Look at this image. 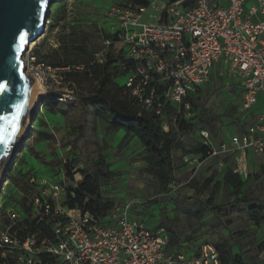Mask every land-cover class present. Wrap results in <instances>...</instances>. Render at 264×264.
I'll return each instance as SVG.
<instances>
[{
  "label": "built area",
  "instance_id": "obj_1",
  "mask_svg": "<svg viewBox=\"0 0 264 264\" xmlns=\"http://www.w3.org/2000/svg\"><path fill=\"white\" fill-rule=\"evenodd\" d=\"M148 2V7L112 9L107 14L116 20L118 29L106 34L105 48L95 58L103 63L111 46L125 48V94L161 117L164 127L168 105L183 108L178 115L188 121L194 116L188 99L210 82L214 67L220 66L243 90L240 111L250 112L264 93V0ZM150 8L157 14L149 16L152 21L143 22ZM28 51L24 55L26 73ZM36 76L40 78L41 73ZM197 135L202 151L186 153L182 159L194 172L209 160L236 154L235 172L246 179L250 175L249 154H264L262 117L241 136L220 144L208 130H199ZM62 172L61 184L35 174L27 176L28 183L39 191L30 216H21L12 208L5 210L10 225L0 231L3 264H222L211 244L181 245L170 252L167 232L129 219L132 204L113 208L103 219L70 209L65 204L68 188ZM169 188L166 196L173 194L171 185ZM27 220L44 224L52 237L41 239L40 232L31 233ZM14 227L22 236L12 232Z\"/></svg>",
  "mask_w": 264,
  "mask_h": 264
},
{
  "label": "rangeland",
  "instance_id": "obj_2",
  "mask_svg": "<svg viewBox=\"0 0 264 264\" xmlns=\"http://www.w3.org/2000/svg\"><path fill=\"white\" fill-rule=\"evenodd\" d=\"M136 6L135 0H61L49 9L46 31L32 43L27 66L30 76L37 79V72L41 73L38 79L44 94L40 96L32 131L23 149L10 156L2 170L5 181L0 186V231L7 223V208L24 216L22 207L31 206L32 198L39 194L36 187L29 186L30 194H25L19 186H26L28 175L35 174L40 179L61 184L63 169L67 188L76 187L83 180L79 170L90 165L92 159L104 158L113 175L101 182L102 195L114 204V208L132 204L130 220H138L154 230H167L168 223L172 221L184 248L203 244L214 246L226 240L232 253L242 256L245 264H264V210L260 214L263 222L258 226L251 220L247 205L236 202L233 189L223 185L214 193L213 205L206 209L213 186L223 181L228 168L236 167V154L209 160L197 172L182 161L185 153L200 149L199 130H208L220 144L234 135L241 136L254 124V111H240L243 90L227 70L214 67L210 82L192 97L194 116L203 113L205 121L211 120L214 132L206 128L205 123L194 121L190 131L179 135L178 147L174 151V182L171 185L174 191L172 196H165L158 182L144 171V154L139 141L124 140L123 131L107 132L104 124L95 117L92 107L84 118L81 110L65 102L76 99L58 72L62 69L43 68L35 63L36 56L42 59L54 57L52 52L59 48L60 37L72 32L73 28L87 35V43L95 56L98 55L105 48L106 34L118 29L116 20L108 18L107 14L118 8L136 10ZM156 14L150 8L142 21L150 22L149 16ZM109 50L111 54H117L121 45L107 49V52ZM52 59L48 57L47 61ZM126 81V75L116 80L120 85H125ZM52 98L60 101L56 110L66 115L48 111L51 105L46 104ZM173 115L167 119L166 130L177 128ZM82 122L84 133L77 138V129ZM249 159L250 177L240 198L245 196L247 200L264 205V154L252 152ZM211 178V189L203 190ZM199 212L204 213L202 219ZM174 249L169 248L170 252Z\"/></svg>",
  "mask_w": 264,
  "mask_h": 264
},
{
  "label": "trees",
  "instance_id": "obj_3",
  "mask_svg": "<svg viewBox=\"0 0 264 264\" xmlns=\"http://www.w3.org/2000/svg\"><path fill=\"white\" fill-rule=\"evenodd\" d=\"M135 3L142 7L149 6V2L146 0H135ZM59 44V48L52 52L55 54L54 57L53 55L45 56L42 59L36 56V63L44 64L52 69H62L58 70V72L61 74L63 81L73 90L76 99L66 100L65 102L81 110L84 118L88 109L92 107L95 117L104 124L107 132L118 133L123 131L125 133L124 140L137 139L139 141L144 154V171L158 182L159 187L162 191H165L164 195L166 196L170 185L174 182V151L178 147L179 135L190 131L194 121L205 123L206 128L214 132V128L211 127V120L205 121L202 113L196 117L193 116L191 120L187 121L178 115V112L182 111L183 108L179 110L175 106L168 105L165 117L168 119L174 113L172 119H174L177 128L176 130H166L161 117L157 116L155 112L145 110L133 97L125 94V85H120L116 82L117 78L126 75L122 70V64L125 62V48L122 45L121 50L117 54H111L109 50L106 53L105 61L98 63L95 61V53L92 52L87 43V35L79 30L77 31L76 28H73L69 34L62 35L59 39ZM115 46L117 44L110 48ZM48 57L53 59L47 61ZM192 97L188 101L191 104L193 113L194 102ZM59 102L57 98H52L48 101L46 105H51L48 111L51 114L66 115L65 112L56 110ZM84 120L83 122H85ZM77 131L79 132L77 138L80 135L83 136L84 123L80 124ZM201 151L200 144V149L197 152L187 153L199 154ZM79 173L83 180L76 187L68 188L65 204L70 209H80L83 212L94 215L98 219L105 218L114 208V204L106 200L102 195L101 182L113 175L106 167L105 159H92L90 165L83 170H79ZM249 177L244 179L235 172V168H228L223 181L217 182L213 186L211 198L207 203L206 209L213 205L214 193L223 185L233 189V196L236 197V202L247 205L251 220L259 226L263 222L260 214L264 210V205L253 200H247L245 196L240 198ZM211 184L212 178L206 181L203 190L211 189ZM19 186L22 187L25 194H30L29 186L34 187L28 182L26 186L25 184H20ZM33 202L34 198H32L31 206L22 207L21 211L24 216H30L34 211ZM203 215V212H199L201 219ZM25 223L31 233L40 232L41 239L52 237L44 224L38 223L36 220H27ZM9 225L10 222L7 219L5 228ZM160 229L166 231L171 238L169 248L179 249L181 241L174 222L170 221L168 223L167 230L164 228ZM12 232L22 236L18 227L12 228ZM214 247L220 254L222 264H245L242 256L232 253L228 241L225 240L223 243L214 244ZM44 260L46 262L49 261L46 256H44ZM0 264H3L2 259Z\"/></svg>",
  "mask_w": 264,
  "mask_h": 264
},
{
  "label": "water",
  "instance_id": "obj_4",
  "mask_svg": "<svg viewBox=\"0 0 264 264\" xmlns=\"http://www.w3.org/2000/svg\"><path fill=\"white\" fill-rule=\"evenodd\" d=\"M59 1L46 0L45 7L41 8L42 0H0V84L7 85L6 91L0 92V118L11 119L17 114L16 105L24 106L19 132L8 154L4 155L0 148V183L5 181L2 170L8 159L23 149L30 136H26L18 148L37 90V79L26 73L24 55L29 45L45 33L49 9ZM23 33L28 35L21 43ZM7 123L8 120L0 121V124Z\"/></svg>",
  "mask_w": 264,
  "mask_h": 264
},
{
  "label": "snow or ice",
  "instance_id": "obj_5",
  "mask_svg": "<svg viewBox=\"0 0 264 264\" xmlns=\"http://www.w3.org/2000/svg\"><path fill=\"white\" fill-rule=\"evenodd\" d=\"M46 0H42L40 5L41 8L45 7ZM27 33H23L20 36V42L23 43L26 40ZM7 89L6 84H0V92H4ZM23 105H16L17 114L16 116L12 117L11 119L7 117L0 118V121L8 120L7 124H0V148H3L4 155H7L11 145L13 144L16 136L19 132V121L20 115L23 110Z\"/></svg>",
  "mask_w": 264,
  "mask_h": 264
},
{
  "label": "bare ground",
  "instance_id": "obj_6",
  "mask_svg": "<svg viewBox=\"0 0 264 264\" xmlns=\"http://www.w3.org/2000/svg\"><path fill=\"white\" fill-rule=\"evenodd\" d=\"M33 43V42H32ZM30 44L29 45V48L28 50L34 45V44ZM44 94L43 93V88H42V85H41V81L37 78V90H36V95H35V98H34V101H33V104H32V108H31V111H30V114L28 116V119L26 121V126H25V129H24V133H23V136L20 140V143L18 145V148L21 147V143H22V140L28 136L30 134V132L32 131V122H33V119H34V116L36 114V109L39 107L40 105V102H39V99H40V96ZM39 110V109H38ZM3 182L0 183V186L2 185Z\"/></svg>",
  "mask_w": 264,
  "mask_h": 264
},
{
  "label": "crops",
  "instance_id": "obj_7",
  "mask_svg": "<svg viewBox=\"0 0 264 264\" xmlns=\"http://www.w3.org/2000/svg\"><path fill=\"white\" fill-rule=\"evenodd\" d=\"M254 111V124L260 121V118H264V93L259 94L256 105L250 110ZM250 160V159H249ZM182 244V243H181Z\"/></svg>",
  "mask_w": 264,
  "mask_h": 264
}]
</instances>
